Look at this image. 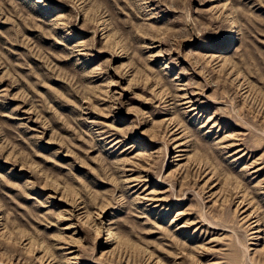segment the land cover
<instances>
[{
    "label": "rangeland",
    "instance_id": "1",
    "mask_svg": "<svg viewBox=\"0 0 264 264\" xmlns=\"http://www.w3.org/2000/svg\"><path fill=\"white\" fill-rule=\"evenodd\" d=\"M0 264H264V0H0Z\"/></svg>",
    "mask_w": 264,
    "mask_h": 264
}]
</instances>
